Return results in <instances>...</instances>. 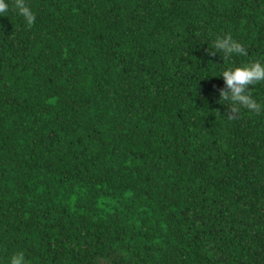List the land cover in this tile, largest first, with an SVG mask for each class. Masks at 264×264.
Segmentation results:
<instances>
[{"label": "trees", "instance_id": "trees-1", "mask_svg": "<svg viewBox=\"0 0 264 264\" xmlns=\"http://www.w3.org/2000/svg\"><path fill=\"white\" fill-rule=\"evenodd\" d=\"M6 2L0 264H264V112L218 102L264 0Z\"/></svg>", "mask_w": 264, "mask_h": 264}, {"label": "clouds", "instance_id": "clouds-1", "mask_svg": "<svg viewBox=\"0 0 264 264\" xmlns=\"http://www.w3.org/2000/svg\"><path fill=\"white\" fill-rule=\"evenodd\" d=\"M9 7L6 0H0V15L7 13ZM15 8L28 26L35 23V13L26 3V0H15ZM213 48L215 53L222 52L225 57L247 54L244 45L231 35L217 37ZM220 76L224 80L225 88L219 91L218 102L227 106L228 118L235 119L242 109L254 114L264 112V103L258 102L249 88V86L264 82V60H254L236 66H228ZM8 264H27L25 254L23 252L13 253L8 259Z\"/></svg>", "mask_w": 264, "mask_h": 264}]
</instances>
